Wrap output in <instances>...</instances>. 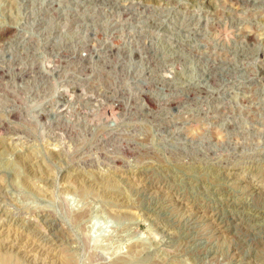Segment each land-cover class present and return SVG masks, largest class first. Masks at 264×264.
Here are the masks:
<instances>
[{"label":"rangeland","instance_id":"rangeland-1","mask_svg":"<svg viewBox=\"0 0 264 264\" xmlns=\"http://www.w3.org/2000/svg\"><path fill=\"white\" fill-rule=\"evenodd\" d=\"M0 264H264V0H0Z\"/></svg>","mask_w":264,"mask_h":264}]
</instances>
